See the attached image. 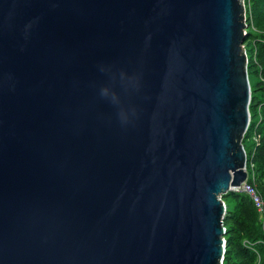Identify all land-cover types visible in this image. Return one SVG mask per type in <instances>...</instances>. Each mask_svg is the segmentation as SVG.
<instances>
[{"label": "water", "instance_id": "obj_1", "mask_svg": "<svg viewBox=\"0 0 264 264\" xmlns=\"http://www.w3.org/2000/svg\"><path fill=\"white\" fill-rule=\"evenodd\" d=\"M244 18L243 0H0V264H222Z\"/></svg>", "mask_w": 264, "mask_h": 264}, {"label": "trees", "instance_id": "obj_2", "mask_svg": "<svg viewBox=\"0 0 264 264\" xmlns=\"http://www.w3.org/2000/svg\"><path fill=\"white\" fill-rule=\"evenodd\" d=\"M260 18L264 21V15ZM255 50L259 58V63L250 64L253 75L252 78L254 79L253 84L250 79L251 72L249 70L247 71L251 90L249 110L250 115L253 113L255 118H261V120H253V124L244 138V143L249 141L254 134L259 135L258 144L256 145L252 143V149L249 152L246 151L248 156L247 173L248 183L254 185L258 194L264 201V100L261 99V97H264V81H262L264 80L263 39L255 44ZM247 65V68H249L248 62ZM256 77L258 78V81H255ZM250 164H253V169L250 167ZM222 201L226 205L224 216L227 215V220L232 226V230L226 229V244L222 264H255V254L248 249V244L241 243L240 238L247 239L250 242L257 240L264 241V221L263 225L258 223L255 214L256 211L253 208L251 201L247 196L241 193H228L222 195ZM223 220H225V217ZM235 233L239 238L232 239V236H234ZM262 260L263 261L260 264H264V257H262Z\"/></svg>", "mask_w": 264, "mask_h": 264}, {"label": "rangeland", "instance_id": "obj_3", "mask_svg": "<svg viewBox=\"0 0 264 264\" xmlns=\"http://www.w3.org/2000/svg\"><path fill=\"white\" fill-rule=\"evenodd\" d=\"M243 5L245 9V18H244V23L246 25L245 31L247 33V38L245 42L243 43V49L246 53L247 57V62L249 63V68H247V71L249 70L251 72V66L250 64H258L259 63V58L257 56L256 50H255V44L260 41L261 39L264 40V21L260 18L264 15V0H243ZM252 50V51H251ZM251 51V52H250ZM249 58V61H248ZM248 66V65H247ZM248 74V72H247ZM252 72L250 74V79L252 84L254 83V79L252 78ZM255 81H258V78H255ZM264 81V80H262ZM262 100H264V97H261ZM264 102V101H263ZM252 112V111H251ZM254 119H260V118H255L254 114L251 113V125L253 124ZM251 128V126H250ZM258 140H259V135ZM246 137V134L244 138ZM244 138L242 141L243 147L245 152H249L252 149V137L250 138V142L246 141L244 143ZM246 157L248 159V156L246 154ZM248 165V161L246 162V167ZM251 165V164H250ZM251 167V166H250ZM253 169V166L251 167ZM264 202V201H263ZM258 223L263 225L264 221V208L261 213H258L257 211L255 212ZM225 220H223V226L225 230L231 229V224H229V221L227 220V215L224 216ZM224 219V218H223ZM232 230V229H231ZM230 232V231H228ZM239 238L236 233L234 236H232V239H237ZM225 239V236H224ZM226 241V240H225ZM241 243H246L248 244L249 248L256 256V261L255 264H260L263 260L262 257H264V241L257 240L254 242H250L247 239H241ZM226 244V242H225Z\"/></svg>", "mask_w": 264, "mask_h": 264}, {"label": "built area", "instance_id": "obj_4", "mask_svg": "<svg viewBox=\"0 0 264 264\" xmlns=\"http://www.w3.org/2000/svg\"><path fill=\"white\" fill-rule=\"evenodd\" d=\"M249 116H250V119H249L248 128L246 130V133H247V131L249 130V128L251 126V115H249ZM260 120H261V118L259 119V121ZM252 142L254 144H256V145L258 144L259 140H258V136L257 135L254 134L252 136ZM250 166L252 167L253 164H251ZM245 171L247 173V167L246 166H245ZM229 193H241V194L247 196L249 198V200L251 201L252 206L255 209V211H257L258 213H261L263 211L264 202H263L261 196L258 194V192H257L256 188L254 187V185L248 183V173H247L246 181L241 183L240 186L230 187ZM220 198L222 199V196H220Z\"/></svg>", "mask_w": 264, "mask_h": 264}, {"label": "clouds", "instance_id": "obj_5", "mask_svg": "<svg viewBox=\"0 0 264 264\" xmlns=\"http://www.w3.org/2000/svg\"><path fill=\"white\" fill-rule=\"evenodd\" d=\"M244 148V147H243ZM245 154H246V152H245ZM246 162H247V157H246ZM225 215V214H224Z\"/></svg>", "mask_w": 264, "mask_h": 264}, {"label": "bare ground", "instance_id": "obj_6", "mask_svg": "<svg viewBox=\"0 0 264 264\" xmlns=\"http://www.w3.org/2000/svg\"><path fill=\"white\" fill-rule=\"evenodd\" d=\"M229 192H227L226 194H228Z\"/></svg>", "mask_w": 264, "mask_h": 264}]
</instances>
